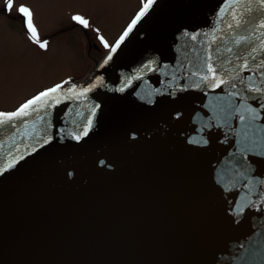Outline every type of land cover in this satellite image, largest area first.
Returning <instances> with one entry per match:
<instances>
[{"label":"water","instance_id":"water-1","mask_svg":"<svg viewBox=\"0 0 264 264\" xmlns=\"http://www.w3.org/2000/svg\"><path fill=\"white\" fill-rule=\"evenodd\" d=\"M248 7L155 0L59 104L0 127V264H264V92L248 90L264 11Z\"/></svg>","mask_w":264,"mask_h":264},{"label":"rangeland","instance_id":"rangeland-1","mask_svg":"<svg viewBox=\"0 0 264 264\" xmlns=\"http://www.w3.org/2000/svg\"><path fill=\"white\" fill-rule=\"evenodd\" d=\"M4 4L0 0V111H9L39 90L86 79L131 23L141 0H14L8 16L1 11ZM20 6L33 13L40 39L48 41L46 50L23 33L13 16ZM74 15L90 27H74Z\"/></svg>","mask_w":264,"mask_h":264},{"label":"snow or ice","instance_id":"snow-or-ice-1","mask_svg":"<svg viewBox=\"0 0 264 264\" xmlns=\"http://www.w3.org/2000/svg\"><path fill=\"white\" fill-rule=\"evenodd\" d=\"M6 3V11H11L14 5V0H5ZM155 3V0H141V7L140 10L136 13L135 17L132 19L131 23L128 25V27L125 29L123 34L120 36V38L116 41V44L111 47V52H115L117 48L120 46V44L125 40V38L129 35V33L132 32L133 28L136 26L137 22L141 20L142 17H144L153 4ZM233 3L236 4H247L249 7L247 8L248 12L252 11V8L250 7L252 3H255L259 6L261 11H264V0H233ZM20 16L23 17V25L26 29L28 39L35 45H38L40 49L46 50L48 46V41L44 40L42 41L38 35L37 29L34 26L33 23V13L25 6H20L17 9ZM243 15V14H242ZM236 20V26L239 27L241 24V20L237 19L234 15L233 17ZM72 21L80 26H83L84 28L90 27L89 21L85 18H83L80 15H74L72 16ZM231 27V25H230ZM260 28H264V22L260 23ZM101 41V43L104 45L105 48H109V45L104 42L103 37H98ZM246 37H239L236 39L235 43L239 45L241 41L245 40ZM262 49H264V41H262ZM228 52H232V48L227 49ZM253 52L256 51L255 48L252 49ZM111 59V55L108 56V58L104 61V63H107L108 60ZM208 63L206 66L207 73L213 74L211 79H213L215 82L212 84L213 88H218L223 83H227V80L219 79L216 77V69L213 66L212 57L209 56ZM255 59V57H253ZM248 67L247 60H245L244 64L241 66V71L246 69ZM261 67H264V62H262ZM193 75H197V73H193ZM261 76L264 77V72L261 73ZM203 81H208L210 77L208 75H202L200 77ZM64 84L69 83V81H64ZM92 87H95V85H92ZM232 87L235 88L236 84L233 83ZM63 88V84H57L51 88H48L44 91L39 92L37 95L32 97L31 99H28L26 102L21 104L15 111L12 112H0V127L11 125L12 127H15L16 124L14 123L20 118H24L30 115L31 112H39L41 109H43L45 106L54 107L56 104L60 103L59 98L54 95L59 93V91ZM249 91H255L257 93L264 92V88L261 87H255L253 89L252 85H249L248 87ZM89 88L85 87L83 88L77 95L83 96L84 93L88 92ZM68 93H75V86L72 88L67 89ZM230 95H235V93H230ZM50 100H54V104H49ZM94 114V113H93ZM256 117H252V119H255ZM42 119V117H41ZM241 120H244V117H240ZM92 126V120L89 118L88 120V126L84 127L83 132L80 135H77L75 139L79 141L81 139V136H87L89 132V128ZM195 141H190V143H193ZM44 143H49V138H45ZM8 167H12L11 164L8 165ZM2 171V170H0ZM242 211V209L240 210Z\"/></svg>","mask_w":264,"mask_h":264},{"label":"flooded vegetation","instance_id":"flooded-vegetation-1","mask_svg":"<svg viewBox=\"0 0 264 264\" xmlns=\"http://www.w3.org/2000/svg\"><path fill=\"white\" fill-rule=\"evenodd\" d=\"M6 16H8V15H11L12 13V11H6V5L2 8V10H1ZM16 19H18L20 22H21V26H22V29H23V33L25 34V36H27L28 37V35H27V32H26V29L24 28V25H23V17L22 16H20L19 15V13H18V11H16V13H15V15H13ZM74 27H79V28H82V26H80V25H77V24H75V23H73L72 24ZM68 30V29H67ZM82 31H84V30H82ZM45 39H43L42 41H44ZM94 59V58H93ZM75 80H77V79H71V80H66V81H75ZM61 83V82H60Z\"/></svg>","mask_w":264,"mask_h":264}]
</instances>
